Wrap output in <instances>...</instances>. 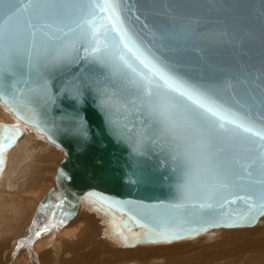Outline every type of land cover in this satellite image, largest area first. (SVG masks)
Returning <instances> with one entry per match:
<instances>
[{
    "label": "water",
    "instance_id": "obj_1",
    "mask_svg": "<svg viewBox=\"0 0 264 264\" xmlns=\"http://www.w3.org/2000/svg\"><path fill=\"white\" fill-rule=\"evenodd\" d=\"M56 2L87 8V12L75 11L65 19V23L75 27L82 15L89 18L88 12L93 11V5L110 0ZM95 12L90 19L98 21V30H106L113 22L108 19L110 14L101 9ZM120 18L123 24L118 27L127 29L128 35L146 55L154 54L177 76L211 90L226 107L246 115L258 127L264 126V0H120ZM162 34L167 38L162 39ZM112 39L114 42L119 39L115 31ZM80 47L77 44V48ZM85 56L87 53L81 50L66 63L43 68L30 65L27 71L31 78L20 70L15 71L13 66L5 74L4 87H0L1 93L25 96L30 102L29 115L33 117L49 120L58 110L69 116L68 132L57 135L66 150L57 175L64 185L65 196L112 183L125 189L137 186V196L149 201L161 190L163 166L171 155L181 154V176L185 182L187 162L182 150L174 140L144 122L145 112L134 103V99H139L134 78L119 67L115 51L104 62ZM95 80H102L105 86L118 87L122 93L101 99L87 88L88 83ZM36 84L46 85L47 95H43L48 101L54 100L55 110L36 101V95L29 91ZM42 106L46 114L53 116L46 117L34 108ZM116 107L128 109L127 116L125 111L123 115L116 114ZM128 125L135 126L125 128ZM248 147L242 143L229 144L231 150L241 153ZM248 181L247 176L239 181L241 189ZM241 189L224 191L226 199H213L210 201L213 209L203 210L199 208L202 201L182 200L177 194L169 193L161 202L156 199L163 202L164 207L155 218L162 220L164 225L181 214L212 221H242V216L248 213V205L236 200L233 194L245 195ZM255 199L253 197L252 201ZM221 202L223 207H220ZM177 204L182 206L173 207Z\"/></svg>",
    "mask_w": 264,
    "mask_h": 264
},
{
    "label": "bare ground",
    "instance_id": "obj_2",
    "mask_svg": "<svg viewBox=\"0 0 264 264\" xmlns=\"http://www.w3.org/2000/svg\"><path fill=\"white\" fill-rule=\"evenodd\" d=\"M28 67L22 60L14 70L31 78ZM101 81L88 83L90 93L101 99L122 93ZM43 88L36 84L29 91L36 101L55 110ZM134 101L145 112L144 122L154 128L151 110L140 99ZM29 103L25 96L0 91V264H264V214L259 210L249 217L252 220L242 221L181 214L165 224L179 238L156 240L144 235L148 217L163 210V202L156 199L161 202L169 193L180 197L181 154L168 158L161 190L147 202L137 196V186L125 189L112 183L65 196L57 175L66 150L57 135L68 132L70 118L57 109L55 117L41 120L29 115ZM34 108L53 116L43 106ZM122 111L127 116L128 109L116 107V114H125Z\"/></svg>",
    "mask_w": 264,
    "mask_h": 264
},
{
    "label": "snow or ice",
    "instance_id": "obj_3",
    "mask_svg": "<svg viewBox=\"0 0 264 264\" xmlns=\"http://www.w3.org/2000/svg\"><path fill=\"white\" fill-rule=\"evenodd\" d=\"M92 8L89 18L82 15L72 27L65 19L75 11L87 12V8L56 0H0V87H4L5 74L22 60L43 68L66 63L81 50L87 53L84 58L91 56L100 62L115 51L119 67L134 78L139 99L153 113L154 127L169 134L182 150L187 172L180 187L181 199L199 200L200 209H213L211 200L223 201V192L241 189L239 181L247 176L248 184L241 189L246 194L233 193L236 200L248 205L242 219H249L257 210L264 214V126L258 127L254 120L226 107L211 90L177 76L154 54L146 55L128 30L118 27L123 24L120 0ZM95 9L110 14L108 19L113 22L106 30H98V21L90 19L96 15ZM113 31L119 36L115 42ZM161 38L167 37L162 34ZM42 94L47 95L46 85ZM241 143L249 146L244 153L229 148V144ZM148 221L144 225L147 238H179L162 220L148 217Z\"/></svg>",
    "mask_w": 264,
    "mask_h": 264
}]
</instances>
